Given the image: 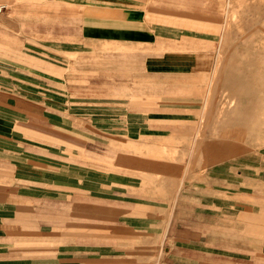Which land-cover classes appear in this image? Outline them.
Returning <instances> with one entry per match:
<instances>
[{"label":"crops","instance_id":"obj_1","mask_svg":"<svg viewBox=\"0 0 264 264\" xmlns=\"http://www.w3.org/2000/svg\"><path fill=\"white\" fill-rule=\"evenodd\" d=\"M1 1L0 264H264L247 165L200 155L196 184L168 174L159 195L77 161L172 135L156 99L199 59L174 35L173 0Z\"/></svg>","mask_w":264,"mask_h":264},{"label":"rangeland","instance_id":"obj_2","mask_svg":"<svg viewBox=\"0 0 264 264\" xmlns=\"http://www.w3.org/2000/svg\"><path fill=\"white\" fill-rule=\"evenodd\" d=\"M173 29L199 59L196 69L174 80L172 95L156 99V105L161 102L174 113L171 120L157 121V130L172 135L142 137L153 143V150L144 149L148 140L127 137L119 151L93 145L92 151L78 153L77 161L92 165L93 176L129 173L134 186L150 185L159 195L168 174L173 189L183 175L187 185L196 184L200 155L206 164L234 165L235 173L247 165L255 206H264V0H173ZM201 112L206 116L203 141L193 151Z\"/></svg>","mask_w":264,"mask_h":264},{"label":"built area","instance_id":"obj_3","mask_svg":"<svg viewBox=\"0 0 264 264\" xmlns=\"http://www.w3.org/2000/svg\"><path fill=\"white\" fill-rule=\"evenodd\" d=\"M5 5H0V12L3 10V9H5Z\"/></svg>","mask_w":264,"mask_h":264}]
</instances>
